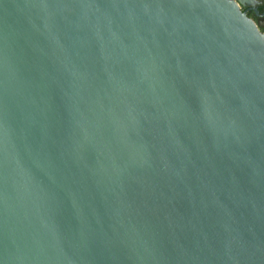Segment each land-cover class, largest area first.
I'll return each instance as SVG.
<instances>
[{
  "label": "water",
  "instance_id": "obj_1",
  "mask_svg": "<svg viewBox=\"0 0 264 264\" xmlns=\"http://www.w3.org/2000/svg\"><path fill=\"white\" fill-rule=\"evenodd\" d=\"M256 3L0 0V264H264Z\"/></svg>",
  "mask_w": 264,
  "mask_h": 264
},
{
  "label": "flooded vegetation",
  "instance_id": "obj_2",
  "mask_svg": "<svg viewBox=\"0 0 264 264\" xmlns=\"http://www.w3.org/2000/svg\"><path fill=\"white\" fill-rule=\"evenodd\" d=\"M256 1H257V3L254 5V7L257 9V14H262L264 12V0H256ZM248 8H250V7L245 6L242 8V10L246 11V15L249 18H251L254 21L257 20V16L254 14V12L252 10H249ZM262 19H263V24H262V27H263L264 26V15L262 16ZM261 32L264 33V31H261Z\"/></svg>",
  "mask_w": 264,
  "mask_h": 264
},
{
  "label": "rangeland",
  "instance_id": "obj_3",
  "mask_svg": "<svg viewBox=\"0 0 264 264\" xmlns=\"http://www.w3.org/2000/svg\"><path fill=\"white\" fill-rule=\"evenodd\" d=\"M260 31H264V26L260 29Z\"/></svg>",
  "mask_w": 264,
  "mask_h": 264
}]
</instances>
